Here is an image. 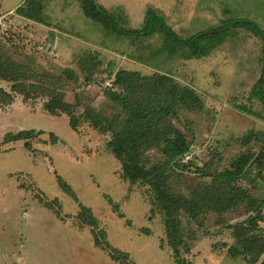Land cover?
<instances>
[{
	"label": "rangeland",
	"instance_id": "rangeland-1",
	"mask_svg": "<svg viewBox=\"0 0 264 264\" xmlns=\"http://www.w3.org/2000/svg\"><path fill=\"white\" fill-rule=\"evenodd\" d=\"M30 1L0 0V54L20 64L30 79L28 100L15 94L12 105L0 104V264H118L104 250L108 243L128 252L135 264H180L179 258L189 264H251V256L233 257L229 248L242 249L232 227L260 207L264 212V166L254 162L264 153V40L236 28L205 57H193L184 46L170 57L162 49L161 31L126 37L87 17L85 0ZM97 2L127 30L144 28L153 10L183 40L237 19L264 30V0ZM120 71L151 79L140 94L167 78L201 100V107L184 106L171 118L192 144L188 158L175 166L159 148L145 150L146 167L168 169L170 189L184 200L218 184L216 178L233 170L242 156H252L237 181L247 199L225 209H203L197 218L182 213L180 233L190 252L182 245L179 257L154 205L155 193L143 182L125 179L122 162L108 146L116 118L124 120L114 99L127 94L114 84ZM12 85L0 79L8 92ZM49 91L78 105L76 131L67 115L45 109ZM22 131H31L29 139L6 137ZM91 217L97 219L100 246L86 225ZM259 226L264 232V221Z\"/></svg>",
	"mask_w": 264,
	"mask_h": 264
},
{
	"label": "trees",
	"instance_id": "trees-1",
	"mask_svg": "<svg viewBox=\"0 0 264 264\" xmlns=\"http://www.w3.org/2000/svg\"><path fill=\"white\" fill-rule=\"evenodd\" d=\"M85 1L83 10L87 17L105 24L126 37L150 36L161 31L164 34L162 49H167L170 57H175L182 46L189 48L191 55L195 58L205 57L217 46L224 43L229 30L236 28L246 29L264 40V30L256 22L249 19L230 20L218 28L200 32L187 40H183L166 24L163 16L153 10H149L144 28L127 30L121 27L116 17L101 6L97 0ZM32 2L31 0L30 3ZM25 16L32 17L31 15ZM35 21L41 22L42 18L35 17ZM26 75L27 71L20 64L10 59H4L0 54V79L13 84L10 92L0 87L1 105L5 107L12 105L15 94H19L27 100L30 98L29 90L25 89L26 82L30 80L25 77ZM149 81L151 79L141 76L138 72L120 71L116 75L114 84L121 87L127 94H119L117 98H114L122 105L124 120L119 122L120 118H116L114 124L117 130L114 139L108 142V146L117 159L122 162L123 177L131 184L143 182L149 185L155 193L154 205L164 215L170 245L179 257L180 246L185 245L180 233V216L182 213L187 211L194 218H197L203 209H214V211L225 209L236 203L237 199H247L246 191L237 185V181L245 176V169L248 162H251L252 156L239 158L233 170H226L216 178L218 184L215 182L216 184L199 190L196 197L190 202L178 196L169 187L168 182L171 176L168 169L154 166L146 167L145 150L159 148L160 152L168 158V163L179 166L183 158L190 152L192 144L188 141L187 135L175 127L171 118H178L179 110L184 106L196 105L201 107V100L194 90L189 87H182L167 78L154 81L153 85L155 86L150 93L140 94L141 85L149 84ZM261 81L264 85V67ZM49 92L50 100L45 103V109L55 116L67 115L70 127L76 131L81 124L76 115L78 105L73 107L65 102L61 93ZM261 101L264 102V95ZM97 124H95V128H97ZM30 135L31 131H22L14 135L7 134L6 137L9 138V142H14L29 139ZM54 137L56 140L58 139L57 136ZM254 162L263 167L264 153L259 154ZM59 182L64 190L71 192V187L62 181V178H59ZM71 193L73 194V192ZM80 206L83 211L89 210L83 205ZM120 216L124 217L123 215ZM262 221H264V212L260 207L246 222L232 227L237 244L242 247L240 250L235 246L229 248L233 257L251 256V264L259 262L264 264V232L259 226ZM86 225L91 228L95 245L100 246L97 240L98 234L95 232L97 219L95 217L89 218ZM104 250L109 258L118 264H135L130 260L128 252H123L109 243L105 244ZM185 251L190 252V248L186 246ZM178 261L180 264H189L180 258Z\"/></svg>",
	"mask_w": 264,
	"mask_h": 264
},
{
	"label": "built area",
	"instance_id": "built-area-1",
	"mask_svg": "<svg viewBox=\"0 0 264 264\" xmlns=\"http://www.w3.org/2000/svg\"><path fill=\"white\" fill-rule=\"evenodd\" d=\"M185 157H187V158H188V155H186Z\"/></svg>",
	"mask_w": 264,
	"mask_h": 264
}]
</instances>
